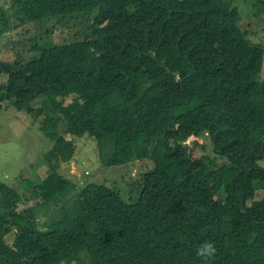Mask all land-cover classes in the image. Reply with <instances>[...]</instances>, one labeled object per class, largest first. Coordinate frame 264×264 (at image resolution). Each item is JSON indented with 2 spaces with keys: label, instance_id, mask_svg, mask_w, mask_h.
I'll list each match as a JSON object with an SVG mask.
<instances>
[{
  "label": "trees",
  "instance_id": "trees-1",
  "mask_svg": "<svg viewBox=\"0 0 264 264\" xmlns=\"http://www.w3.org/2000/svg\"><path fill=\"white\" fill-rule=\"evenodd\" d=\"M9 2L15 14L0 0V38L14 16L21 28L99 14L81 40L34 39V57L0 62V102L38 117L48 103L42 124L55 141L0 182V264H205L196 249L206 241L217 248L208 264H264V198L254 200L264 184V45L247 38L239 10L229 0ZM85 135L106 167L154 163L136 202L106 184L74 194L64 165ZM39 206L60 209L53 228L39 229Z\"/></svg>",
  "mask_w": 264,
  "mask_h": 264
},
{
  "label": "rangeland",
  "instance_id": "rangeland-1",
  "mask_svg": "<svg viewBox=\"0 0 264 264\" xmlns=\"http://www.w3.org/2000/svg\"><path fill=\"white\" fill-rule=\"evenodd\" d=\"M229 1L240 12L241 27L247 38L253 44L264 45V3H256L255 0ZM1 4L3 8L15 14V11L10 8L9 0H1ZM98 14L99 8H95L91 11L70 14L65 18L50 19L45 21L42 27L35 23H25L21 28L15 27L17 23L20 25V21L14 16L11 29H8V33L0 38V62H23L34 57L37 54L32 50L34 39L41 44H60L81 40L92 31ZM6 80L7 75L0 74V86ZM44 98L41 97V99ZM40 100L33 104H38ZM41 106L45 112L42 111L41 116L38 117L37 114L30 115L26 110H18L10 102H0V182H11L28 164L33 163L53 147L54 136L52 134L47 136L42 124L46 118L45 114L50 112V106L46 102H43ZM66 138L72 139L69 135ZM74 140L77 146L75 158L71 163L64 165V174L78 184L74 194L88 183H96L106 184L119 191L122 199L127 203H134L139 199L141 176L145 171L154 168L152 161L144 160L106 167L100 160L95 138L85 135ZM202 153L203 151H200L201 155ZM206 153L214 157L211 145L208 143ZM217 161L219 164L224 163L220 156H217ZM259 164L264 167V161ZM45 170L46 167H42L39 173L43 175ZM263 198L264 184H259L254 200L260 201ZM36 212L38 227L41 230L53 228L52 222L54 223L61 216L58 207L39 206ZM43 213L47 215L40 216Z\"/></svg>",
  "mask_w": 264,
  "mask_h": 264
},
{
  "label": "clouds",
  "instance_id": "clouds-1",
  "mask_svg": "<svg viewBox=\"0 0 264 264\" xmlns=\"http://www.w3.org/2000/svg\"><path fill=\"white\" fill-rule=\"evenodd\" d=\"M217 253V248L213 242H204L196 249V254L198 257L202 258L205 264L208 261L214 259Z\"/></svg>",
  "mask_w": 264,
  "mask_h": 264
}]
</instances>
